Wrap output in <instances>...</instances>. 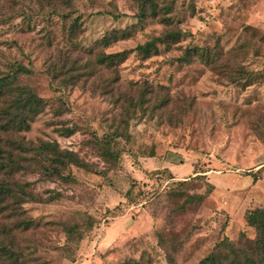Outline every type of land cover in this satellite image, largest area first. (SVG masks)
<instances>
[{"label":"rangeland","instance_id":"1","mask_svg":"<svg viewBox=\"0 0 264 264\" xmlns=\"http://www.w3.org/2000/svg\"><path fill=\"white\" fill-rule=\"evenodd\" d=\"M152 1L157 14L145 5L139 20L144 0H0V77L23 66L28 73L16 84L43 100L19 136L55 141L94 171L64 166L67 183L15 176L44 201L24 205L37 227L13 231L19 264H198L223 237L238 246L242 234L255 236L218 209L205 177L172 182L139 164L154 152L182 173L193 162L223 178L264 164V0ZM178 30L190 35L168 50L158 45L148 59L132 53L116 72L96 64L99 53L131 50ZM193 47L209 51L213 62H175ZM72 64L80 69L75 82H62L75 73ZM240 69L263 78L244 87ZM116 127L129 140L117 139L120 159L112 167L94 141ZM65 128L76 131L64 137ZM13 220L0 213V228Z\"/></svg>","mask_w":264,"mask_h":264},{"label":"trees","instance_id":"2","mask_svg":"<svg viewBox=\"0 0 264 264\" xmlns=\"http://www.w3.org/2000/svg\"><path fill=\"white\" fill-rule=\"evenodd\" d=\"M61 2L69 5V0H61ZM153 3L152 0H144L136 17L139 20L144 18L145 5L149 14L154 17L157 14V7ZM108 14L114 19L126 16ZM26 19H31V16H27ZM76 20L78 19L71 23V29L76 28ZM162 20L166 25L171 23L169 18L163 17ZM128 34L123 32L121 37L124 38ZM189 35V33L181 30L168 31L162 36L153 37L150 41L137 45L131 50L111 54L99 53L95 61L100 67L116 72L118 65L122 64L130 54L135 53L140 59L145 60L158 52V45H162L164 50H168L170 44L179 42ZM102 41L103 44L106 43L105 39ZM193 58H197L206 65L213 62L209 51L197 47L185 48L182 56L175 59V62L186 63ZM78 70L80 69L72 64L68 71L75 73L64 76L62 82L74 83L78 76ZM237 72L244 80V87L251 86L263 78L261 74L244 69ZM27 73V69L17 65L11 66V70L0 77V213L7 212L14 219L10 227L3 226L0 228V235L3 234L2 237L0 236V260L9 261L11 264H19L23 259L21 253L15 249L13 231H26L37 227V223L32 218L26 217L24 205L44 202L29 190L30 183H21L15 176L18 174H37L43 180H59L67 183L70 178L64 173V166H74L88 173L94 172L92 165L82 161L76 153L61 149L55 141L38 140L31 142L19 136L20 132L29 129V123L40 111L43 102L33 89L16 84L17 76ZM75 131L74 128H65L62 130V134L67 137ZM118 138L129 140L116 127L110 134L104 135L101 139L96 138L94 141L104 163L112 167H115L120 159V153L116 149ZM154 157H156L154 152H150L146 156V158ZM160 172L166 175L167 181L172 179L167 170ZM243 221L247 227L254 230L255 236L252 239H247L245 234H242L237 246L227 237H223L198 264H264V209L247 210L244 213ZM69 231L72 232L73 229H69ZM4 238L8 239L9 245L3 243ZM160 242L163 244V239L160 238ZM125 264L139 263L127 261Z\"/></svg>","mask_w":264,"mask_h":264},{"label":"crops","instance_id":"3","mask_svg":"<svg viewBox=\"0 0 264 264\" xmlns=\"http://www.w3.org/2000/svg\"><path fill=\"white\" fill-rule=\"evenodd\" d=\"M178 165L169 161L165 156L144 158L140 161L139 168L145 173L154 170H167L172 177L168 181L172 182L185 180L188 176L205 177V181L211 188L209 198L214 201L219 210L229 216L231 224L235 221H242L247 210L264 209V164L253 171V174H256L255 179L253 174H239L240 170L227 175L226 178L213 170L200 172L195 169L193 162L185 163L188 172L182 173L177 168Z\"/></svg>","mask_w":264,"mask_h":264}]
</instances>
